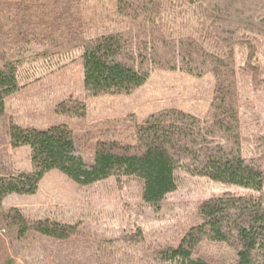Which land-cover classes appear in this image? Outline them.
<instances>
[{
  "label": "trees",
  "instance_id": "obj_1",
  "mask_svg": "<svg viewBox=\"0 0 264 264\" xmlns=\"http://www.w3.org/2000/svg\"><path fill=\"white\" fill-rule=\"evenodd\" d=\"M90 1L0 0V264H28L47 249L57 264H264V119L247 101L264 94V0H108L93 15ZM76 59L82 88L53 106L63 122L17 123L6 99ZM158 70L213 77L202 117L167 107L72 127L89 99L129 95ZM20 146L29 170H15L8 153ZM54 170L82 187L136 178L156 214L177 171L245 191L172 205L168 236L137 223L100 235L80 219L3 209L6 197L32 195Z\"/></svg>",
  "mask_w": 264,
  "mask_h": 264
},
{
  "label": "rangeland",
  "instance_id": "obj_2",
  "mask_svg": "<svg viewBox=\"0 0 264 264\" xmlns=\"http://www.w3.org/2000/svg\"><path fill=\"white\" fill-rule=\"evenodd\" d=\"M91 10L101 13L108 0H91ZM98 18L90 23L92 32L99 31ZM97 33V32H96ZM95 34V33H94ZM93 34V35H94ZM81 60L58 66L38 80L29 82L16 94L6 99L5 105L13 119L26 127L38 128L53 122H63L56 116L54 105L69 93L82 88ZM214 80L210 76L200 78L179 71H154L143 86L131 94L102 95L87 101L86 115L76 120L72 127L81 131L101 127L110 120H121L135 115L142 119L157 109L172 107L202 117L211 103ZM264 119V94L247 100ZM15 170H29V154L26 146L8 148ZM85 162L92 163V154L84 155ZM177 187L160 203L162 211L156 214L141 200V184L138 179L114 178L86 187L77 186L58 171L43 176L38 190L32 195L10 194L3 201V209L16 208L28 217H53L63 221L81 220L90 232L111 235L133 228L137 223L145 233L168 236L172 223L177 220L170 207L182 203H194L223 192L245 191L243 187L214 182L207 178L175 173ZM4 231H0L3 234ZM50 248L49 245H46ZM44 247V246H43ZM46 249V247H45ZM30 264H57L50 249L43 254L33 252ZM82 258V257H81ZM28 263V264H29ZM16 264H23L18 259Z\"/></svg>",
  "mask_w": 264,
  "mask_h": 264
}]
</instances>
